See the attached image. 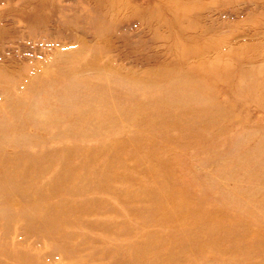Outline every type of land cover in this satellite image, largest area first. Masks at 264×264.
<instances>
[{"label":"rangeland","instance_id":"1","mask_svg":"<svg viewBox=\"0 0 264 264\" xmlns=\"http://www.w3.org/2000/svg\"><path fill=\"white\" fill-rule=\"evenodd\" d=\"M193 1L217 47L181 55L0 0V264H264V0Z\"/></svg>","mask_w":264,"mask_h":264},{"label":"bare ground","instance_id":"2","mask_svg":"<svg viewBox=\"0 0 264 264\" xmlns=\"http://www.w3.org/2000/svg\"><path fill=\"white\" fill-rule=\"evenodd\" d=\"M97 2L109 6L114 11L128 12L138 17L155 40H160L162 46L165 48L170 46L171 50H177L176 53L181 55L203 54L217 47L216 38L206 36L210 25L203 15L204 5L198 1L136 0L137 3H134L133 0H97ZM208 59L210 58H206V61Z\"/></svg>","mask_w":264,"mask_h":264}]
</instances>
